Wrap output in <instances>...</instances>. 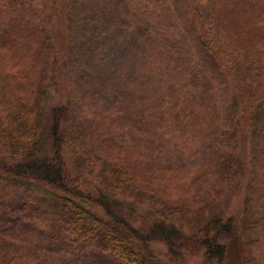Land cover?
<instances>
[{
	"label": "trees",
	"instance_id": "16d2710c",
	"mask_svg": "<svg viewBox=\"0 0 264 264\" xmlns=\"http://www.w3.org/2000/svg\"><path fill=\"white\" fill-rule=\"evenodd\" d=\"M79 81L93 122L121 112L113 145L90 132L126 191L63 155ZM2 113L0 264H264V0H0ZM224 184L247 190L240 213L213 206Z\"/></svg>",
	"mask_w": 264,
	"mask_h": 264
},
{
	"label": "rangeland",
	"instance_id": "374dc122",
	"mask_svg": "<svg viewBox=\"0 0 264 264\" xmlns=\"http://www.w3.org/2000/svg\"><path fill=\"white\" fill-rule=\"evenodd\" d=\"M78 12H80V10ZM58 24L63 30V35L67 36L66 35L68 33L67 32L68 31L67 18L65 19L64 22H63V19L61 20V22L58 21ZM75 34L79 35V33L77 31L75 32ZM62 42H63L62 45H64V47H65V45H67V42L66 41H62ZM64 47L58 48V50L61 54H63V52L66 51ZM59 59L61 62V61H63L64 58H63V56H61ZM63 66H61V67H63ZM61 67H58V68L66 71V67H64V68H61ZM89 68L91 69L92 72L98 69L97 67L92 66V65ZM61 79H63V78H61ZM82 83L83 82L79 81L78 84L75 85L76 90H77L76 97L78 99H75L74 102L76 103L78 110L75 113V115L73 114V117L70 115V117L68 118V121L66 122V126L70 131L69 133H70L71 141H70V143H68L67 147H65L66 152L64 151L63 155L68 156V162L70 163L69 165L73 166V163H75V165L77 166V165H80L81 163H83V166H80V167L77 166V167L79 168V170H81L82 173H87L86 178L90 181L89 186L92 190H95L96 187L97 188L100 187L98 184L102 180V178L107 179V180L112 178V180L116 181L117 184H119L118 182L121 181L122 185L120 184L121 187L118 189H122L123 191H126L127 188H124L123 185H126L128 183L127 180H123L119 176L116 177L114 175L100 173L101 171L104 172V170H106L110 166L108 167V164L103 163V160L100 158L99 153L96 151V148L99 145L98 144L99 139L95 136V134L100 135L99 133L100 132L103 133L104 129L107 131L108 134L111 135V137L109 136V138L105 137L106 143L108 141L109 142L108 145L114 144L119 133L116 129V124L109 123V120L111 118H113L115 121H117L118 120L117 114L120 111L108 110L106 112V111L102 110L100 107H97L95 109H97L102 115H104V116H101V119H103V121H105V124L101 120L93 122V119H95L97 115L94 112L89 114L86 111L88 109L85 107V104H83L84 99L86 98V97H84V90H83L85 87H84V85L82 86ZM96 85H99V84H96ZM98 89H99V87H98ZM79 91H81V92H79ZM52 96H53L52 97V105H55L56 102H59V101L65 102L66 98L62 94V83H61L60 89L56 93H53ZM104 96H107V94L105 93ZM74 97H75V95H74ZM87 98L90 101L96 100L94 98L93 94L87 95ZM103 101H105V100H101L100 105L103 103ZM110 101H112V100L109 98V101L106 103L108 106L111 105ZM123 115H125L124 118L127 116L126 117L127 119H130L134 122V128H135V125H137V122L135 121V119L133 117H130L127 112H125ZM1 117L5 118L3 113L0 114V118ZM122 120H123V118H122ZM91 129H93V130L96 129L95 131H97V133H95V134L91 133L90 132ZM147 130L148 129L145 130V133L137 131V133L135 135H133L134 139L139 140V144L137 145V147L140 148V145L143 146V149L141 148L143 153H144V160L143 161L148 159L147 156H149L148 145H150V143H149L148 139L146 138ZM101 139H102V136L100 137V140ZM138 151H140V149H138ZM6 152H7V150L2 151L3 157H4V154ZM87 152H90L91 154L89 155ZM83 155L85 157L87 155L89 156L88 163L90 165L87 164V162L85 160H83ZM77 156H79V159L77 158ZM170 156L175 157V154L171 153ZM91 163H93L95 165H92ZM71 169H72V167H71ZM125 173L132 175V173L128 170L127 171L125 170ZM114 177H115V179H114ZM243 179H244L243 176H239V180H243ZM141 186L143 187V185H141ZM129 188L131 190L128 192V194H130V196H132L133 194L135 196L138 194H141L142 191L140 189H142L144 191V187L139 189V188H134L133 186H131ZM84 189L86 190L85 187H84ZM209 190H211L210 185H209V183H207V187H206V190L204 192V195H207ZM246 194H247V190L245 189V187H243V188L240 187V189L239 188L233 189V185H230V187L228 188L224 184L223 194L220 197L211 198V201H212V204L215 208L223 209L228 214H237V213H240V210H242L247 205L248 201H246V200L248 198V195L246 197ZM123 197L127 198V195L125 196V194H124ZM140 198H141V195H140ZM198 198H195V200H197ZM205 204H207V203H205ZM141 209H143V211H145V212L157 210L158 213H160L159 209H158V205H156V204L150 206L148 209H145L144 207H142ZM258 209H261V207H258ZM207 216H208V214L205 216L204 219H198V218H195V215H192L190 217V219H188V222L192 225L194 222H197V224L195 225V227H197V225L200 222L201 223L204 222V220L207 218ZM261 225H262V221L258 220L257 225L255 227L260 228ZM188 230L190 231V229H188ZM38 248L41 249L42 246L38 245ZM154 248H156L157 251H162V252L166 251V245H164L163 243H155ZM160 257L163 259L162 260L163 264L168 263V261H167L168 256L167 255L165 257H163V256H160ZM186 261H187V264H197L200 261V256L197 252H195L194 256L189 255V257L186 259ZM172 263L177 264L174 262H172ZM168 264H171V263H168Z\"/></svg>",
	"mask_w": 264,
	"mask_h": 264
}]
</instances>
